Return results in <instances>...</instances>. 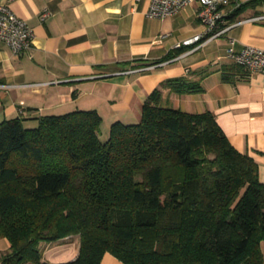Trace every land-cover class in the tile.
<instances>
[{
    "label": "trees",
    "instance_id": "trees-1",
    "mask_svg": "<svg viewBox=\"0 0 264 264\" xmlns=\"http://www.w3.org/2000/svg\"><path fill=\"white\" fill-rule=\"evenodd\" d=\"M222 67L227 79L243 66ZM160 94L146 96L138 121L111 122L104 141L96 109L41 114L31 127L0 121V238L10 243L1 264H99L106 251L125 264H264L256 161L212 111L161 105ZM68 235L79 236L76 257L43 258V242Z\"/></svg>",
    "mask_w": 264,
    "mask_h": 264
},
{
    "label": "crops",
    "instance_id": "crops-1",
    "mask_svg": "<svg viewBox=\"0 0 264 264\" xmlns=\"http://www.w3.org/2000/svg\"><path fill=\"white\" fill-rule=\"evenodd\" d=\"M246 1L224 6L232 24L225 34L176 47L204 29L196 1L153 17L149 0H0L33 30L30 46L20 53L0 40V82L6 84L0 88V121L21 116L36 124L41 114L96 109L109 128L114 120L138 121L144 99L159 88L161 105L212 111L231 144L256 161L264 182V73L237 67L225 69L227 79L222 74V65L232 63L225 55L228 37L237 51L264 47V19H249L264 13V0L237 8ZM43 8L50 13L40 21ZM176 78L201 89L176 92L165 85ZM9 245L0 238V252ZM78 249L75 235L42 243L43 258L51 262L73 259ZM99 264L125 263L106 251Z\"/></svg>",
    "mask_w": 264,
    "mask_h": 264
},
{
    "label": "built area",
    "instance_id": "built-area-1",
    "mask_svg": "<svg viewBox=\"0 0 264 264\" xmlns=\"http://www.w3.org/2000/svg\"><path fill=\"white\" fill-rule=\"evenodd\" d=\"M196 1L198 7L196 15L204 29L191 37L185 38L175 45H191L216 38L225 34L232 24L226 23L224 6L228 0H149L147 14L153 17H163L177 12L184 5ZM43 8L39 13V20L43 21L49 14ZM250 20L264 19V13L252 16ZM33 38V30L26 21L17 16L6 3L0 2V40L5 42L12 52L20 53L27 49ZM234 38L228 37L226 57L234 63L242 65L248 73L260 71L264 73V47L244 45L240 50L233 47ZM6 84L0 82V88ZM264 90V83H262Z\"/></svg>",
    "mask_w": 264,
    "mask_h": 264
},
{
    "label": "rangeland",
    "instance_id": "rangeland-1",
    "mask_svg": "<svg viewBox=\"0 0 264 264\" xmlns=\"http://www.w3.org/2000/svg\"><path fill=\"white\" fill-rule=\"evenodd\" d=\"M105 122H106V120H103V122L100 124L99 130H98V136H99V139L101 141H104L106 139L107 135H108V126H107V124ZM34 125H36V124H34V123H32V124L24 123V126H28V127H31V126H34ZM68 236H70V235H68ZM75 236L79 237L78 235H75ZM63 238H65V237H63ZM63 238H60V239H63ZM60 239H58V240H60ZM58 240H55V241L57 242ZM51 242H53V241H51ZM41 247H42V244H41ZM262 251H264V246H262Z\"/></svg>",
    "mask_w": 264,
    "mask_h": 264
}]
</instances>
